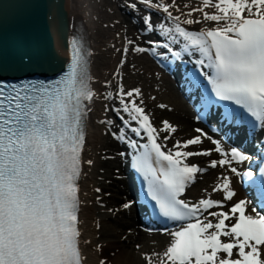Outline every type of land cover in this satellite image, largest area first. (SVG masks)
<instances>
[{
	"label": "snow or ice",
	"instance_id": "obj_1",
	"mask_svg": "<svg viewBox=\"0 0 264 264\" xmlns=\"http://www.w3.org/2000/svg\"><path fill=\"white\" fill-rule=\"evenodd\" d=\"M138 5L152 10V14L141 16L144 29L149 33L158 29L168 43L149 40L151 47H142L126 40L123 53L133 45L136 53L158 55L157 48H163L177 59L182 52L198 54L195 64L201 70L199 75L207 80L214 96L239 106L252 118L242 121L264 132V0H199L198 6L187 12L177 0L126 3L135 12L141 11ZM154 13H163L170 23H156ZM193 13L200 15L194 18ZM205 23L210 26L198 31L185 27ZM175 44H180V51L170 46ZM90 55L82 38L74 35L68 41L66 71L55 81L7 83L0 78V264L85 262L80 247L78 181L89 110L86 102L96 96L91 87ZM124 63L122 59L120 65ZM103 98L118 100V106L105 105V111L114 113L120 123L113 118L100 123L116 140L134 150L133 167L143 178L158 215L178 224L176 230L167 233L171 239L163 251L142 253L145 264H264V214L255 207L248 212L244 199L223 210L225 202L236 195L228 176L219 178L221 183L212 189L222 191L223 200L212 199L210 194L196 202L181 198L197 174L207 171L189 164L188 158L212 154V150L186 151L189 146L201 144L202 138L210 140L222 158L211 160L208 167L227 165L235 176L251 178L252 171L241 173L232 166L248 159L244 152L236 147L226 152L219 140L199 128L195 130L199 135L178 140L173 149L165 151L160 134L167 133L162 137L166 141L177 129L167 120L159 129L154 126L143 106L140 88L125 91L120 83L115 95L107 91ZM210 103L211 98H207L204 106ZM239 115L226 108L224 118L231 120ZM129 131L145 137L147 143L138 144L127 135ZM86 163L92 165L93 161ZM260 173L261 179L253 183L264 188V167ZM121 207L128 210L132 202H124ZM214 208L219 210L210 211ZM136 248L139 250L140 245ZM98 264L108 262L100 259Z\"/></svg>",
	"mask_w": 264,
	"mask_h": 264
},
{
	"label": "bare ground",
	"instance_id": "obj_2",
	"mask_svg": "<svg viewBox=\"0 0 264 264\" xmlns=\"http://www.w3.org/2000/svg\"><path fill=\"white\" fill-rule=\"evenodd\" d=\"M67 1L66 16L69 25L74 27L76 24L81 27L85 38H87V48L91 53L89 57L91 87L96 92V96L87 105L89 110L85 120V144L82 152L81 176L78 181L81 202L78 214L81 231L80 247L85 257L84 264H98L100 259H105L108 264H145L142 253L163 251L171 239L167 233L176 229L175 226L149 229L138 222L132 211L128 212V210L122 209V204L116 206L119 201L103 192L107 187L116 185L117 181H122V185L117 186L114 192L123 195L122 200L129 193L123 177L120 176L125 148L122 146V142L116 140L108 128L100 123L105 118H112L110 116L112 112H106L105 105L118 106V100H105L104 94L107 91H112L115 95L120 83L123 84L125 91L140 88L144 101L143 106L150 115L154 126L159 129L162 127L161 122L167 120L177 129L166 141L162 137L167 133L160 134L159 142L166 145L165 151L167 148L173 147L178 140L183 142L199 135L194 129V126L198 124L201 126L199 129H202L206 135L210 133L209 136L213 138L217 134L209 131L201 120L196 118L187 102L173 88L172 79L150 60L146 52L136 53L132 51L133 45H128L129 51L127 54L123 53L126 40H132L140 46L150 45L148 41L155 40L156 37L152 36L154 32L143 34L139 31V28L144 27L141 16L147 14V9L138 5L141 11L135 12L126 7L128 0ZM177 4L182 11L187 12L191 7L198 6L199 0H177ZM185 4L190 7L184 8ZM173 14L179 15L175 10H173ZM199 15V13H193L194 18ZM153 19L156 23H170L165 21L163 13H154ZM207 26L210 25L205 23L186 25L185 27L191 31H198L201 27ZM156 31L160 32L158 29ZM122 59L125 63L121 66ZM117 69H119L118 76L116 75ZM105 82H108L110 86H106ZM160 104L167 107L160 108L158 107ZM112 131H117V129L113 128ZM140 139L145 140L142 137ZM213 139L217 140L215 137ZM202 140L201 144L185 149L186 151L212 150L210 156L188 158L189 164H197L200 167L204 165L207 171L197 174L195 182L187 187L185 197L188 196L187 199L196 202L210 194L213 198L217 197L223 200V192H213L212 189L221 183L219 178L228 176L231 181L230 186L236 195L232 201L225 202L223 210L228 211L231 202L244 199L248 202L247 211L251 212L252 207H250L251 202L247 197V192L240 185V179L230 172L229 167L227 165L216 168L208 167L211 160H219L222 157L214 151L215 146L210 140L206 138H202ZM221 145L226 152H230L231 145L223 143ZM245 155L248 157L247 154ZM87 160H92V165H88ZM247 160L239 164L233 162V166L240 170L246 165ZM96 188L101 191L97 193ZM97 197L100 198L99 203ZM109 209H112L113 212H109ZM218 210L214 208L210 211ZM97 224L100 225L99 228H97ZM122 227L126 228L125 232L116 230V228ZM122 237H126V239H122ZM122 240H128V242L125 244ZM85 241H89V243H85ZM97 245L100 246V251H97ZM136 245H140L139 250ZM108 247L115 248L117 251L105 255V250Z\"/></svg>",
	"mask_w": 264,
	"mask_h": 264
},
{
	"label": "water",
	"instance_id": "obj_3",
	"mask_svg": "<svg viewBox=\"0 0 264 264\" xmlns=\"http://www.w3.org/2000/svg\"><path fill=\"white\" fill-rule=\"evenodd\" d=\"M67 0H0V78L46 77L68 53Z\"/></svg>",
	"mask_w": 264,
	"mask_h": 264
},
{
	"label": "rangeland",
	"instance_id": "obj_4",
	"mask_svg": "<svg viewBox=\"0 0 264 264\" xmlns=\"http://www.w3.org/2000/svg\"><path fill=\"white\" fill-rule=\"evenodd\" d=\"M110 168V167H109ZM116 170V169H115ZM122 185V181L121 182H119V181H117V183H116V185H112V186H109V187H107V189H105V190H103V192L107 195V196H111L112 197V199H115V200H117V201H119L117 204H116V206H120L121 204H122V202H123V200L124 199H126V197L124 198L123 197V200L121 199V197L123 196V195H120V194H118L117 192H114L116 189H117V186H121ZM129 211H132V209H128V212ZM122 215H123V213H122ZM105 222H106V220H105ZM109 223V222H108ZM127 227V226H126ZM116 230H120V232H122V231H126V228L125 227H122V228H116ZM122 242L123 243H127L128 242V240H122ZM117 249H118V247H117ZM106 253H105V255H107V254H109V253H114V252H116L117 250L115 249V248H107L106 250Z\"/></svg>",
	"mask_w": 264,
	"mask_h": 264
}]
</instances>
